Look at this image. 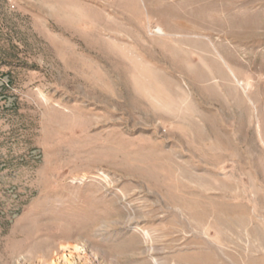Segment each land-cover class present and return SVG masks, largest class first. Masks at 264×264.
<instances>
[{
  "label": "rangeland",
  "instance_id": "obj_1",
  "mask_svg": "<svg viewBox=\"0 0 264 264\" xmlns=\"http://www.w3.org/2000/svg\"><path fill=\"white\" fill-rule=\"evenodd\" d=\"M157 263L264 264V0H0V264Z\"/></svg>",
  "mask_w": 264,
  "mask_h": 264
},
{
  "label": "bare ground",
  "instance_id": "obj_2",
  "mask_svg": "<svg viewBox=\"0 0 264 264\" xmlns=\"http://www.w3.org/2000/svg\"><path fill=\"white\" fill-rule=\"evenodd\" d=\"M164 30H162L161 28H158L157 30H156V32L157 33H159V34H163L164 32H163ZM221 57H223L222 56V54H221ZM235 75V74H234ZM158 264V263H157Z\"/></svg>",
  "mask_w": 264,
  "mask_h": 264
}]
</instances>
